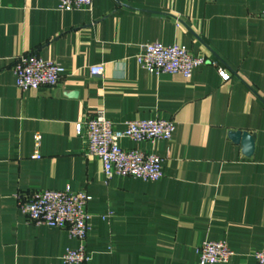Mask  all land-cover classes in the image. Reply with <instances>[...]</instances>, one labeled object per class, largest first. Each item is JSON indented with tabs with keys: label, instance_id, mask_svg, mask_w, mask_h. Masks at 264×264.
I'll list each match as a JSON object with an SVG mask.
<instances>
[{
	"label": "crops",
	"instance_id": "0c3cea01",
	"mask_svg": "<svg viewBox=\"0 0 264 264\" xmlns=\"http://www.w3.org/2000/svg\"><path fill=\"white\" fill-rule=\"evenodd\" d=\"M58 0H0V264H62L79 241L57 227L26 222L15 194L82 190L90 196L84 240L91 264H198L204 240H223L228 263L257 264L264 247V0H94L65 11ZM184 45L210 62L190 77L151 74L138 46ZM35 52L64 68L57 86L20 90L13 60ZM101 64V76L88 67ZM68 92H74L69 95ZM98 109L122 129L163 118L175 129L153 144L123 148L162 158L163 176L104 181L74 124ZM254 135L251 155L229 132ZM39 132L40 158H33ZM110 214L102 219L104 214Z\"/></svg>",
	"mask_w": 264,
	"mask_h": 264
},
{
	"label": "built area",
	"instance_id": "2783aa9c",
	"mask_svg": "<svg viewBox=\"0 0 264 264\" xmlns=\"http://www.w3.org/2000/svg\"><path fill=\"white\" fill-rule=\"evenodd\" d=\"M94 0H58L59 10L72 11L91 7ZM136 64L151 74H180L188 78L195 67L210 62L222 80L229 74L222 66L209 61L203 55H193L184 45L160 42L145 43L138 46L134 54ZM93 76H101V64L88 67ZM11 71L15 86L20 90H33L57 86L64 68L51 60H44L35 52H25L13 60ZM75 132L84 138L85 154L100 160L104 181L113 176H130L142 180H158L163 176L162 158L152 151L137 148H123L121 138L133 141H146L151 144L172 137L175 125L163 118L132 119L124 122L122 129L115 128L113 122L98 109L84 121L74 124ZM41 134H33V158H40ZM18 210L26 222L64 229L70 238L79 241L75 248H65L60 258L62 264H91L84 240L90 229L87 203L90 196L82 190L42 189L30 193L15 194ZM108 214L101 216L106 219ZM198 264L228 263L234 251L223 240H204L195 248ZM257 264H264V247L252 253Z\"/></svg>",
	"mask_w": 264,
	"mask_h": 264
},
{
	"label": "water",
	"instance_id": "95a60500",
	"mask_svg": "<svg viewBox=\"0 0 264 264\" xmlns=\"http://www.w3.org/2000/svg\"><path fill=\"white\" fill-rule=\"evenodd\" d=\"M69 95H74V92H68ZM230 138L234 142H239L241 144V149L243 154L249 156L253 152L254 147V135L246 132V131H239L234 130L229 132Z\"/></svg>",
	"mask_w": 264,
	"mask_h": 264
}]
</instances>
